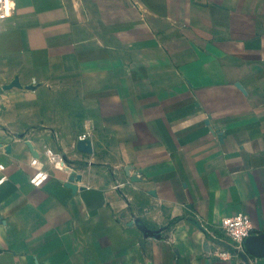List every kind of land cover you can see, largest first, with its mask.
Returning <instances> with one entry per match:
<instances>
[{"label": "crops", "instance_id": "1", "mask_svg": "<svg viewBox=\"0 0 264 264\" xmlns=\"http://www.w3.org/2000/svg\"><path fill=\"white\" fill-rule=\"evenodd\" d=\"M12 1L0 264H264L218 238L264 243V0Z\"/></svg>", "mask_w": 264, "mask_h": 264}, {"label": "built area", "instance_id": "2", "mask_svg": "<svg viewBox=\"0 0 264 264\" xmlns=\"http://www.w3.org/2000/svg\"><path fill=\"white\" fill-rule=\"evenodd\" d=\"M15 9L14 2L12 0H0V19L3 17H8L13 14ZM85 135L82 136L84 138ZM50 156L54 158H60L63 162L64 159L58 153H53L50 151ZM39 159L34 158L33 164L38 163ZM48 172L38 167V172L32 178V182L35 185H41L44 180L48 177ZM219 225L223 231V236H219L221 242H225L231 246L230 249L221 251V256L225 258H230L231 255H238L245 251V240L253 232L252 220L248 214L240 212L235 215L227 216L221 218ZM230 250H233L231 252ZM233 253V254H232Z\"/></svg>", "mask_w": 264, "mask_h": 264}, {"label": "water", "instance_id": "3", "mask_svg": "<svg viewBox=\"0 0 264 264\" xmlns=\"http://www.w3.org/2000/svg\"><path fill=\"white\" fill-rule=\"evenodd\" d=\"M14 85H20L19 81L15 80L10 84L4 85L3 87L0 88V91H2L4 88H11ZM29 87L33 88L34 86L30 85ZM28 144L30 148L33 150L34 154L38 155V152L36 151V149L33 148L32 144L29 142ZM64 169H66L70 173L69 180L66 182L65 185L71 188L73 191H76L78 189V185L75 182L80 181L82 179V174L76 171V169L72 167L65 160H64ZM146 232L148 234H154L153 231H150L149 229H146ZM245 244L248 250L252 252L254 255L260 258L264 257L263 234H251L246 238Z\"/></svg>", "mask_w": 264, "mask_h": 264}, {"label": "rangeland", "instance_id": "4", "mask_svg": "<svg viewBox=\"0 0 264 264\" xmlns=\"http://www.w3.org/2000/svg\"><path fill=\"white\" fill-rule=\"evenodd\" d=\"M35 158H37V157H35ZM38 159H39V158H38ZM31 162H32V165H34V166L37 168V171H38V167L41 168V169H43L44 171H47L46 169H44V168L42 167V161H40V159H39L37 165H36V164H33V160H32ZM48 174H49V173H48ZM31 180H32V179H31Z\"/></svg>", "mask_w": 264, "mask_h": 264}]
</instances>
